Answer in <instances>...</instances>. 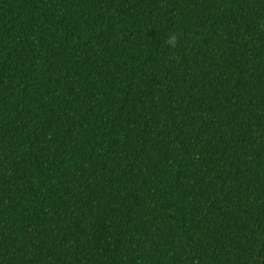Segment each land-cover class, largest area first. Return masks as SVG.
<instances>
[{"label": "trees", "instance_id": "16d2710c", "mask_svg": "<svg viewBox=\"0 0 264 264\" xmlns=\"http://www.w3.org/2000/svg\"><path fill=\"white\" fill-rule=\"evenodd\" d=\"M0 264H264V0H0Z\"/></svg>", "mask_w": 264, "mask_h": 264}, {"label": "clouds", "instance_id": "9594fccd", "mask_svg": "<svg viewBox=\"0 0 264 264\" xmlns=\"http://www.w3.org/2000/svg\"><path fill=\"white\" fill-rule=\"evenodd\" d=\"M177 34H169L168 35V39H167V43L170 47H175L177 44Z\"/></svg>", "mask_w": 264, "mask_h": 264}]
</instances>
